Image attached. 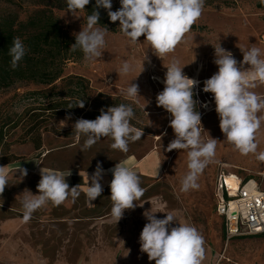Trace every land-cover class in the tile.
Listing matches in <instances>:
<instances>
[{
    "label": "rangeland",
    "instance_id": "1",
    "mask_svg": "<svg viewBox=\"0 0 264 264\" xmlns=\"http://www.w3.org/2000/svg\"><path fill=\"white\" fill-rule=\"evenodd\" d=\"M48 1L0 0V16L15 14L20 20H26L36 10L45 7ZM119 8L120 0H112V11ZM53 12L71 35L78 33L86 23L84 12L72 15L67 8L57 7H53ZM108 30L101 61L86 63L81 58L69 61L65 66V76L84 77L87 86L83 88L76 86L75 81L70 84L59 80L54 93L60 94L53 99L74 90L84 94L82 99L88 98L83 109L89 111H106L114 105L132 103L135 111L132 124L143 128L144 136L130 143L127 153L111 149L110 138H102L90 149L81 151L85 137L77 141L72 124L84 117L69 110L46 111L44 108L50 99L32 93L47 86L19 83L3 90L0 93V117L12 116L19 124L11 128L1 150V159L11 162L4 165L9 173V185L0 195V264H155L148 260L147 254L140 252L139 235L147 223L143 215L147 210L158 212V218H164L165 213L162 212H176L182 223L194 225L205 241L203 264H264V236L248 235L227 240L223 218L217 212L219 174L234 172L260 179L264 162L258 161L255 154L242 155L224 139L213 95L203 92V82L218 70L213 62V46L221 44L233 53L237 61L243 59L240 48L255 45L264 50V4L260 0H205L202 16L187 34L186 42L162 60L151 52L143 36L139 43L130 44L121 33L118 21L116 31ZM172 55L180 59L181 65L191 63L196 55L195 62L185 66L183 71L188 77L200 81L194 89V99L198 101L197 110L206 130L202 136L207 139L210 135L219 140L214 162L198 179L199 188L187 193L180 191L179 184L187 172V153L166 150L174 139L173 130L169 127L171 117L156 103V96L164 87V65ZM146 56L148 59L144 61ZM123 61L134 64L137 71L118 76L117 70ZM143 61L145 70L132 81L139 85L141 96L139 104H136L122 96L120 89L138 75ZM254 91L264 96V85ZM35 108L38 109L32 111ZM28 110L30 112L26 113ZM33 112L41 115L38 121H30ZM68 116L71 119L64 127L61 121ZM150 121L152 125L148 126ZM257 140V151H264V127L258 132ZM150 155L155 158L156 169L149 173L142 172L140 167L133 169L145 189L144 196L136 202L143 207L126 210L118 224L110 215L109 184H103V196L91 204L81 189V195L74 202L69 198L59 206L48 203L34 212L29 220L23 219L22 193L28 189L38 194L40 180V169H28L31 161L40 162L47 169L91 176L97 163L101 164L103 175H109V167L117 162L130 157L141 160ZM20 167L27 170V176L22 179L20 172H16ZM94 207L95 210L90 211ZM127 250H130L128 255Z\"/></svg>",
    "mask_w": 264,
    "mask_h": 264
},
{
    "label": "clouds",
    "instance_id": "2",
    "mask_svg": "<svg viewBox=\"0 0 264 264\" xmlns=\"http://www.w3.org/2000/svg\"><path fill=\"white\" fill-rule=\"evenodd\" d=\"M90 2L91 0H66L68 13L74 15L84 12ZM260 2L264 4V0ZM204 5L205 0H120V8L112 11V0H95V7L87 15L85 25L78 33H74L75 43L69 50L81 51L86 63L101 61L109 32L106 26H98V9L103 8L107 10L111 22H119V29L130 44L139 43L143 36V41L149 45L151 52L162 60L175 53L177 47L186 42L187 34L202 16ZM213 47V62L218 70L203 82V92L213 95L220 131L224 139L239 153L255 154L258 161L264 162V151H257V134L264 127V96L254 91L256 87L264 85V50L255 45L247 49L239 47L243 59L237 61L233 53L221 44ZM27 51L21 38L14 37L8 50L13 70L19 66ZM147 59L146 56L144 61ZM195 59L196 55L191 63ZM144 61L138 75L120 89L122 96L136 104H139L141 96L139 85L132 81L145 70ZM191 63L181 65L180 59L172 55L168 64L164 65L166 72L162 81L163 90L156 96L157 106L170 114L169 127L174 133V139L169 142L166 150H183L187 153V172L179 181L180 191L183 193L199 188L198 179L206 167L214 162L219 141L210 135L207 139L202 136L206 130L201 113L197 110L198 101L194 99V89L200 82L188 77L183 71ZM136 71L134 64L123 61L117 73L118 76H127ZM84 106L85 101L79 99L75 104L69 103L67 108ZM134 118L132 103H121L108 107L106 111L101 109L100 115L93 120L77 119L72 124V132L77 141L85 137L81 151L90 149L102 138H110L111 149L127 153L129 144L144 136L143 128L132 124ZM70 119L71 116H68L61 121L64 127ZM151 125L152 122L148 126ZM17 171L21 174L20 179L27 176L26 169L20 167ZM110 171V215L118 224L126 210L143 207V204L137 205L136 202L144 196L145 189L141 186L138 173L125 163L117 162ZM103 172L101 164L97 163L95 172L91 176L87 173L84 195L90 204L103 193ZM70 175L71 171L42 167L37 184L38 194H33L28 189L22 193L23 219L29 220L34 212L48 203L59 206L69 198L73 202L79 198L81 186L77 184L70 187L66 180ZM8 177L6 166H0V195L9 185ZM156 213L158 212L151 210L143 213L147 223L139 235L140 252L147 254L148 260L155 264H203L206 250L200 231L190 223H182L176 212H162L165 213L164 218H158ZM129 252L127 250V255Z\"/></svg>",
    "mask_w": 264,
    "mask_h": 264
},
{
    "label": "trees",
    "instance_id": "3",
    "mask_svg": "<svg viewBox=\"0 0 264 264\" xmlns=\"http://www.w3.org/2000/svg\"><path fill=\"white\" fill-rule=\"evenodd\" d=\"M53 7L67 8L66 0H49L45 3V7L36 10L26 20H20L15 14L0 16V93L19 83L44 85L48 88L33 91L32 94L50 99L49 104L44 108L46 111L49 110V112L55 113L69 110L77 116L95 119L100 115L101 111H89L79 107L67 108L69 103L75 104L77 100L84 98V94L81 95L79 92L69 90L63 93V97L53 99V97L60 94L54 93L58 88L56 82L59 80L70 84L75 81L76 86H82L83 88L87 86V80L84 77L64 75L66 64L69 61L83 58V53L79 50L75 52L69 50V47L75 43V36L69 34L63 28L59 18L53 12ZM94 7L95 0H91L84 11L85 21L87 15L92 12ZM98 11L100 14L99 25L116 31L117 22L113 23L110 21L107 10L100 8ZM14 37H20L28 49L27 54L15 70L10 66L11 57L8 55V50ZM83 100L88 104V98ZM36 109L38 108L32 109V111ZM29 112L30 110L26 113ZM40 116V114L33 112L30 114V121H38ZM18 124V121L12 116L0 117V166L11 162L9 159H1V150L5 145L9 131L11 128H16ZM246 177L249 178V176ZM70 185L75 186L77 184L72 182ZM93 210H95V207L90 209V211ZM256 236H264V234Z\"/></svg>",
    "mask_w": 264,
    "mask_h": 264
},
{
    "label": "built area",
    "instance_id": "4",
    "mask_svg": "<svg viewBox=\"0 0 264 264\" xmlns=\"http://www.w3.org/2000/svg\"><path fill=\"white\" fill-rule=\"evenodd\" d=\"M217 212L227 240L264 233V172L260 179L222 172L217 180Z\"/></svg>",
    "mask_w": 264,
    "mask_h": 264
},
{
    "label": "crops",
    "instance_id": "5",
    "mask_svg": "<svg viewBox=\"0 0 264 264\" xmlns=\"http://www.w3.org/2000/svg\"><path fill=\"white\" fill-rule=\"evenodd\" d=\"M154 160H155V158L150 155L147 158H144L141 160L132 159V157H130V158L123 160L121 162L125 163L127 166H129L132 169L140 167V168H142V172L149 173L151 171V169H152V171L154 168L156 169V165H155ZM27 166H28V169H30L32 171L39 170L42 168V166L40 165V162L39 163H33V161H31ZM114 166L115 165L109 167V169H108L109 175H103L102 176V180H101L102 186H103V184H110V181L112 179V173H111L110 169H112ZM67 179H69V183L73 182L75 184H80L81 189L86 191V188H87V176L86 175H82V173H76V174L73 173ZM259 235H262V234H259Z\"/></svg>",
    "mask_w": 264,
    "mask_h": 264
},
{
    "label": "bare ground",
    "instance_id": "6",
    "mask_svg": "<svg viewBox=\"0 0 264 264\" xmlns=\"http://www.w3.org/2000/svg\"><path fill=\"white\" fill-rule=\"evenodd\" d=\"M199 81V80H198ZM200 82V81H199ZM200 84V83H199ZM213 98V97H212Z\"/></svg>",
    "mask_w": 264,
    "mask_h": 264
}]
</instances>
